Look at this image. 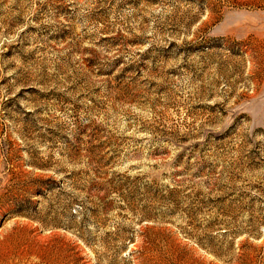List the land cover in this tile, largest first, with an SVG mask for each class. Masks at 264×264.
<instances>
[{"label": "rangeland", "instance_id": "1", "mask_svg": "<svg viewBox=\"0 0 264 264\" xmlns=\"http://www.w3.org/2000/svg\"><path fill=\"white\" fill-rule=\"evenodd\" d=\"M0 264H264V0H0Z\"/></svg>", "mask_w": 264, "mask_h": 264}]
</instances>
